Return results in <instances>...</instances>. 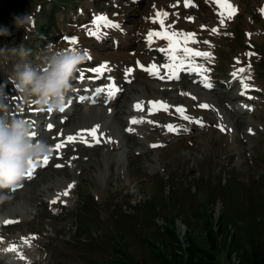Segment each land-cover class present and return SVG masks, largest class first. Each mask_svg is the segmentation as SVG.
Here are the masks:
<instances>
[{
  "label": "rangeland",
  "instance_id": "374dc122",
  "mask_svg": "<svg viewBox=\"0 0 264 264\" xmlns=\"http://www.w3.org/2000/svg\"><path fill=\"white\" fill-rule=\"evenodd\" d=\"M194 1L196 5L190 7L180 0L157 3L162 5L158 3L160 8L171 9L166 22L177 33L188 32L201 40V48L209 53L200 64L201 73L209 80L210 89L189 78L159 83L153 80L156 77L132 74L136 80L119 95L113 108L117 116L110 115L105 107H85L79 112L76 101L72 106L76 110L68 114L66 128L59 133L68 130L75 141L82 136L88 141L89 132L85 130L98 125L99 131L105 133L103 140L114 143L104 145L98 136L93 137L95 141L99 139L92 140L93 150L81 144L88 152L79 155L70 152L73 148L81 151V147L69 141L60 150L69 148L64 158L70 156L66 166L62 160L61 168L56 167L59 163L45 170L40 168L39 178L28 189L14 191L0 201V264H7L5 260L14 264H162V255L175 259L173 249L178 245L174 242L180 235L185 246L191 243L194 248H209V230L216 239L221 264H240L246 254L264 245L262 2L259 5L257 0H243L237 17L227 12L226 17L232 18L222 23L204 1ZM124 3L0 0V25L10 26L12 31L11 36L0 37V44L24 43L32 50L28 60L34 65L41 63L49 43L66 50L85 46L90 53L86 41L93 49L100 41L89 35L93 32L92 18L104 12L115 15L119 27L131 39L115 41L121 44L118 48L108 34L101 40L97 57L115 63L119 72L123 69L119 63L122 55L117 52L122 50L128 54L145 53L155 62L168 61L167 53L149 46L143 36L148 30L144 21L153 18L155 0ZM14 13H30L34 19L31 29L17 30L13 26ZM66 36H75L77 43L70 44ZM89 36L93 40L86 38ZM10 72L11 64L0 65V86L8 95L10 113L34 127L36 119L30 120L29 115L42 110L22 112V105L28 103L7 82ZM245 85L246 101L233 99L245 93H237ZM161 102L167 105V111L148 112L150 103ZM31 105L36 104L26 107ZM245 107H251L252 112H242L240 108ZM124 125L126 132L122 131ZM168 125L173 126L171 130ZM57 133L58 130L48 135L51 146L56 143ZM56 150L52 147L53 155L59 154ZM69 185L73 186L69 189ZM65 191L67 195H63ZM208 222L211 225L207 226ZM7 248L13 252L5 254ZM175 251L184 253L180 248Z\"/></svg>",
  "mask_w": 264,
  "mask_h": 264
},
{
  "label": "clouds",
  "instance_id": "9594fccd",
  "mask_svg": "<svg viewBox=\"0 0 264 264\" xmlns=\"http://www.w3.org/2000/svg\"><path fill=\"white\" fill-rule=\"evenodd\" d=\"M13 26L28 31L34 25L30 13L13 14ZM12 35L10 26L0 25V37ZM0 44V65L11 64L7 82L11 83L26 103H35L41 109L61 111L73 80L88 54L79 49L66 50L49 43L41 63L28 60L32 50L24 43ZM8 95L0 86V201L25 178L31 164L49 157L52 146L37 139L32 124L10 113Z\"/></svg>",
  "mask_w": 264,
  "mask_h": 264
},
{
  "label": "bare ground",
  "instance_id": "6f19581e",
  "mask_svg": "<svg viewBox=\"0 0 264 264\" xmlns=\"http://www.w3.org/2000/svg\"><path fill=\"white\" fill-rule=\"evenodd\" d=\"M157 1L158 0H155V4L153 5V18H148V19H146L145 21H144V24H145V28H148V30H146L145 32H143V36L144 37H146V41L148 42V44H149V46H152V47H154V48H156V49H158V50H161V49H164L163 51H166V52H168V54H170L171 55V57H172V59L174 60L173 61V63H171V62H168V63H166L165 65H159V64H156L157 65V69L158 68H162L164 71H163V77H165L164 78V80H167V81H172V83L175 81V80H177L178 78H183L184 76H186V75H188V74H186V75H183L182 73H183V69H190V66H187V65H185L184 63H188L189 64V62H190V64H192L193 63V61L192 60H189L191 57H192V55H189V54H187V53H185L184 52V48H186V47H188V48H193V49H195L196 51H198V50H204V52H205V49H203V48H201V45L199 44V42H201V40H199L198 38L197 39H194L193 38V35H188L189 33L188 32H184V34H182L181 32L180 33H177L176 32V28L175 27H173V26H171V25H169V24H167V18H168V15L170 14V12H171V9H165V8H160L159 7V4L157 3ZM181 1V4H185V6H187V7H190L191 5H196V2L194 1V0H180ZM204 1V3L205 4H207V5H209L213 10H214V12H215V15H217L218 17H220L222 20H223V22L222 23H225V22H228V21H230L231 20V18L232 17H237V15H238V13H239V9H241L242 8V5H243V0H228L229 1V4H228V6L227 7H224V5H222L221 3H220V0H202V2ZM211 3L212 4V6L208 3ZM260 2H262V6L260 5ZM170 4V3H169ZM177 4V3H176ZM257 4H259L260 6H259V8L260 9H262V10H264V0H257ZM161 5V4H160ZM162 6V5H161ZM185 6H183V7H185ZM182 7V6H181ZM174 9V8H173ZM233 12L234 14L232 15V17H226V13L227 12ZM262 12H264V11H262ZM157 13H159V15H157ZM164 13H167V15H164ZM101 14H106V15H108L107 13H101ZM109 16V15H108ZM159 17H160V21L158 20L159 19ZM117 17L115 16V15H111V17H110V21H115V23L116 24H118V22H117ZM162 23H164L165 24V28H169L172 32H173V35L176 37V42L174 43V44H171V43H169V42H167V41H165L161 36H159V37H156V36H154V38H153V40L150 42L149 41V39H148V33L149 32H152L153 31V29H155V30H158V31H161V29H162V27H161V24ZM91 30H93V31H95L97 34L96 35H94V39H96V40H101L104 36H105V34L107 33V32H109V34L111 33L112 35H114V39H115V41L117 42L118 40L120 41V43H121V41H124V40H127L128 39V37H127V35H125V34H122V33H120V32H118L117 31V28L116 27H111V26H109V24L107 25V24H103V22H99V24H97V23H94V24H92V27H91ZM90 30V31H91ZM126 32V31H125ZM89 35H90V33H89ZM93 36V35H92ZM88 40L90 39V36L89 37H86ZM85 38V39H86ZM90 40H93V39H90ZM193 41H195V42H193ZM126 42V41H125ZM124 42V43H125ZM118 44H119V42H118ZM92 45V44H91ZM90 44H88L87 43V41H86V48H89L90 50V53H88V55L89 56H96L97 54L96 53H94V52H92V50H94L93 48H92V46H91ZM173 45H174V47H173ZM175 47H177V50L179 51V53H176V49H175ZM126 48V47H125ZM148 49V48H147ZM149 49H151V48H149ZM87 50V49H86ZM87 52H88V50H87ZM130 52V51H129ZM117 54H121L122 56L119 58V63H120V65L123 67V71L124 70H126V69H132V74L134 75L135 74V76L139 73V71H138V69H137V66L136 65H134V67L132 66L133 64H137V62H139V63H142V64H146V65H148V66H151L154 62L152 61V60H150L149 58H148V56L145 54V53H141V54H128V53H126V50H122V51H120V52H117ZM119 56L118 55H116V58H118ZM173 57H175V59L173 58ZM96 58H98L97 60H100V61H102V62H105L107 65H108V63L109 64H112L113 62H111L109 59H107V58H103V57H95V59ZM136 62V63H134V61ZM202 61V59H201V57H199V59H197L195 62L196 63H200ZM174 62H176V64H174ZM194 62V63H195ZM195 63V64H196ZM155 64V63H154ZM175 65L176 66V72H175V76H172V68H171V66L172 65ZM116 65V64H115ZM125 65V66H124ZM117 66V65H116ZM108 68V66L106 67V69ZM178 70H181V72L178 74V75H176L177 74V72H178ZM203 69L201 68V67H199V66H194V67H192V71L193 72H201ZM131 74V75H132ZM207 74V73H206ZM131 75H126V77H129V78H131V80L133 79V78H135V76L133 77V75L131 76ZM157 78V77H156ZM158 79V78H157ZM192 81H194V82H196V83H198V84H201L202 86L201 87H203L204 89H206V90H208V89H210V87H205L204 85L206 84V82H203V81H201V80H198V79H192ZM204 81H206V80H204ZM123 81L122 80H119V77H118V83H122ZM106 83V82H105ZM99 84H101V83H99ZM90 85H92V84H90ZM173 85H175V83L173 84ZM207 85H209V84H207ZM120 87H122V85H119ZM123 86L125 87L126 86V84H124V82H123ZM166 86V85H165ZM147 88V87H146ZM155 88V87H154ZM147 90V89H146ZM243 91V93L244 94H242L240 97H237V98H233V99H236V100H239V99H242V97H245V96H247V94H246V92H247V90H246V87L245 86H241L239 89H238V91H237V93H239V91ZM126 90H124V91H122V89H121V91L119 92V94H118V96L116 97V98H114V99H111V101H112V103H111V106L112 107H114V106H116L117 105V103L119 102V95H121V94H124V92H125ZM86 92H88V90H84V92H82V93H86ZM205 92V91H204ZM233 95V94H232ZM236 95V94H235ZM251 95V94H250ZM106 96H107V94H106ZM233 97V96H232ZM100 98H102V97H100ZM99 98V99H100ZM104 101V99L100 102V103H102ZM78 102V101H77ZM77 102H74L72 105H71V107L68 109V110H66V111H63V112H65V113H67V114H69L70 112H72V111H75L76 109H77V107H76V109H73L72 108V106L73 105H75ZM78 104H79V102H78ZM37 107V109H39L40 107L38 106V105H31L29 108H36ZM104 108V107H103ZM141 109V108H140ZM244 110H250V111H247V112H252V109H251V107H248V109L246 108V109H243V111L242 112H245ZM47 112H54V111H48V110H45V111H40V112H38L39 113V116H43V114H47ZM55 112H57V111H55ZM148 112H152L151 110H150V107H149V110H148ZM156 112H158V111H156ZM109 114L110 115H112V114H115V116H117L116 114H117V112L115 111L114 113H113V111H109ZM102 115V117L103 118H105V116L103 115V114H101ZM98 116V115H97ZM107 118V117H106ZM68 119V118H67ZM67 119L65 120V122L67 121ZM64 122V123H65ZM67 123V122H66ZM59 126V125H58ZM86 128V127H85ZM88 128V127H87ZM126 129H127V126H123L122 127V131L123 132H126ZM98 132H97V134H96V136H98V138L102 141L103 140V137H105V133L104 132H100L99 131V129L97 130ZM68 132V130H62L59 134H58V137H57V140H56V142L58 141V140H60L62 137H63V139H61L60 140V142H58V143H60L62 146H61V148L60 149H57L56 151H54V152H57L58 150H59V153H60V150L62 149V147L65 145V144H67L69 141H67V137L71 134V133H67ZM75 137V136H74ZM88 139H90V140H88V141H91V142H93L92 141V135H90L89 134V136H88ZM133 140V139H132ZM131 140V141H132ZM103 143H104V145H107V143L108 144H113L114 143V141L113 140H110V142L108 141H106V140H103ZM57 143H55V145H56ZM55 145H53L52 144V147H55ZM67 152H65V153H62L63 155H62V157L60 158V157H54L52 160H50V161H48V164L47 165H45L44 167L42 166V164H40L39 166H35V168L33 169V174H32V182H33V179L40 173V171H41V169L40 168H42V169H47V168H49L52 164H54L57 160H59V159H64L65 158V154H66ZM54 153H52V155H53ZM43 159L44 158H42L41 160H42V163H43ZM43 170V171H44ZM39 176V175H38ZM37 179V178H36ZM35 181V180H34ZM24 186V185H23Z\"/></svg>",
  "mask_w": 264,
  "mask_h": 264
},
{
  "label": "snow or ice",
  "instance_id": "6c2138e0",
  "mask_svg": "<svg viewBox=\"0 0 264 264\" xmlns=\"http://www.w3.org/2000/svg\"><path fill=\"white\" fill-rule=\"evenodd\" d=\"M157 15H159V13H157ZM164 15H167V13H164ZM96 20H97V24H99V22H104L105 24H109V26H111V27H119L118 24H110L109 21H108V19H107V17H105V16H98L96 18ZM212 31L215 34V29H213ZM90 34L91 35H96L97 33L95 31H93ZM164 35H167V34L166 33H162V32H156V33L149 32L148 33V39L151 42L153 40L154 36L159 37V36H164ZM188 35H191V34H188ZM168 39L171 40L172 37L169 36ZM65 40L68 41L72 45H75L77 43V38L75 36H72L71 38H69V37L66 36L65 37ZM173 47H174V45H173ZM74 49H75V47H73L71 50H74ZM163 50L164 49H161V51H163ZM183 50H184L185 53H187L189 55H194V56H197V57H200V56H209V53L202 52V51H196L193 48L186 47ZM173 58L175 59V57H173ZM89 59H91V57H89ZM137 63H139V62H137ZM139 66H140L141 69H144V70H146L148 72H154V70L157 68V65L154 64V63L150 67H147V68L145 67L144 64H140ZM106 67H107L106 65H101L100 67L91 68L89 71L92 72V73L99 74V76L102 77L104 71L106 70ZM171 68H172V73L171 74H172V76H175L176 66L175 65H172ZM125 71H126V73H130L132 71V69H126ZM156 74L158 75V73H156ZM79 78H80L81 81L84 80V73H83V71H81ZM161 78H163V77H161ZM109 79H111V77H109ZM207 86L208 87H211L210 84L207 85ZM245 87H247V85H245ZM119 91H120V89L118 88V86H116L115 81H113L111 84L107 85L105 88H97L96 89V95H100L103 92V93H106L109 98H112ZM79 99L81 101H84V100L89 99V98L88 97H85V96H80ZM93 102H95V101L93 100ZM137 107L139 108L140 105L138 104ZM164 107H167V105H164ZM200 107H208V106L207 105H200ZM63 111H64V108L61 109V112H63ZM177 111H179V112L182 113L184 111V109L183 108H178ZM185 118L186 119H193L191 117H185ZM137 122L138 121H136V120H133L132 121V123H137ZM52 127H53L52 124H49L48 125V128L49 129H51ZM172 127H173L172 125H168V128L170 130L172 129ZM98 128H99V126L97 125L96 127L92 128L90 130H85V131H88L90 135H92L93 137H96ZM128 131H132V129L129 128ZM33 134L36 136V133L35 132ZM74 139H76V137L71 136V135L67 137V141H73ZM97 142H99V139L98 138H97ZM61 146L62 145L60 143H57L55 145L56 149H60ZM43 164L44 165H47L48 164V157H44ZM59 166L60 165H57V167H59ZM34 168H35V164H31L29 170L26 173V176L29 179L32 178V174H33V169ZM72 186L73 185H69V189ZM63 195H67V191H65L63 193ZM56 202H57L56 200H53L52 201V203H56ZM10 222H12V221H5V223H10ZM33 239H34V237H33ZM9 250H12V249H9Z\"/></svg>",
  "mask_w": 264,
  "mask_h": 264
},
{
  "label": "trees",
  "instance_id": "16d2710c",
  "mask_svg": "<svg viewBox=\"0 0 264 264\" xmlns=\"http://www.w3.org/2000/svg\"><path fill=\"white\" fill-rule=\"evenodd\" d=\"M211 225L209 222L207 224ZM230 230V226H229ZM209 234L211 235V238H209L210 246L209 248L205 247H196L194 248V245L189 248L190 257L186 261L185 264H221L217 257V251L216 247L214 245V242L216 241L213 231L209 230ZM179 242L176 239L177 243ZM235 242V240H233ZM178 247H180V244L178 243ZM193 247V248H192ZM174 252V258L169 259L168 257L162 255V264H181L184 263V256L182 254L177 253L175 250ZM179 258V259H177ZM172 260V261H171ZM180 262V263H179ZM240 264H264V245L259 247L257 246L253 251H251L249 254H246L244 260Z\"/></svg>",
  "mask_w": 264,
  "mask_h": 264
}]
</instances>
